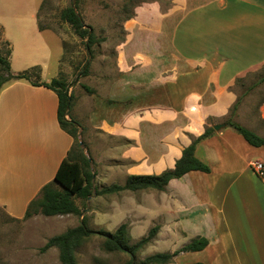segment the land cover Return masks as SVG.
Listing matches in <instances>:
<instances>
[{
  "label": "crops",
  "instance_id": "0c3cea01",
  "mask_svg": "<svg viewBox=\"0 0 264 264\" xmlns=\"http://www.w3.org/2000/svg\"><path fill=\"white\" fill-rule=\"evenodd\" d=\"M167 1L164 8L160 0L134 6L112 59H98L94 70L68 87L72 96L80 89L71 117L86 136L97 133L109 141L98 148L113 150L99 157L105 163L97 178L107 185L173 168L194 137L225 123L234 104L233 120L264 137V0ZM33 10L24 20L34 38L17 47L15 62V37L6 30L23 17L0 20V28L12 45L11 72L40 66V80L48 82L58 77L61 58L48 49L47 29L38 27L39 8ZM57 109L53 90L26 79L0 89V208L9 217L24 216L72 147ZM195 156L209 172L189 171L162 190H125L138 198L125 193L121 201L138 217L147 214L144 205L151 201L156 241L175 235L208 241L202 250L180 252L172 260L192 252L194 262L264 264V179L251 168L254 161L264 163V145L249 144L225 123L196 145Z\"/></svg>",
  "mask_w": 264,
  "mask_h": 264
},
{
  "label": "rangeland",
  "instance_id": "374dc122",
  "mask_svg": "<svg viewBox=\"0 0 264 264\" xmlns=\"http://www.w3.org/2000/svg\"><path fill=\"white\" fill-rule=\"evenodd\" d=\"M144 1L149 0H77L76 10L81 15L84 24L92 27L95 36L91 51H88L84 44L85 39L82 40L77 36L71 25L59 17L62 9L75 5L74 0H0V20H3L4 23L9 18L12 21L14 19L12 15L23 17L22 20L16 22V26L11 24V30L9 28L6 30L7 35L15 37L17 44L12 50V62H15L17 50L21 49V46L26 47L34 38L32 29L26 27L24 16L30 10L32 12V9L37 12V8H39L38 22L44 26L43 29H47L45 37L48 49L52 51V55H55L54 52L56 51L59 52V58H61L58 77L65 81L68 87L76 85L80 82L81 72L86 62H88V71L91 67L93 70L95 69L100 58L112 59L114 46L123 37V20L131 14L134 6ZM160 2L163 8L168 4L167 0H160ZM57 34L63 43L55 37ZM8 43L10 44L9 41ZM10 47L12 48L11 44ZM63 47L64 54H62ZM7 49L8 45L0 28V54L5 56ZM34 67L40 68V66H32L25 70ZM263 72L264 68L260 75ZM39 74L41 77L40 72ZM86 82L90 83L89 80ZM79 93L80 89L75 87L73 96L76 97ZM261 96L264 98V94ZM69 115L71 116V108ZM247 115V119L250 120L251 114ZM243 125L249 128V126ZM77 140L81 142L83 154L90 159V169L95 172L94 183L97 189L100 190L102 187L109 186L104 183L108 180L102 177L97 178L98 172L101 170L99 165L105 163L100 161L99 157H106V155L113 153L111 147L103 146L100 149L98 145L99 142L108 143L109 141L97 133L86 136L80 129ZM73 148L76 153L81 152L77 151L75 145ZM124 191L93 193L87 199L75 198V203L82 212L81 215L45 216L38 211L27 218L15 219L6 215L4 210L0 208V264H61L57 248L51 247L44 252L40 248L51 236L79 225L82 218L85 219L88 228L95 231L99 229L114 231L121 223H126L131 236V243L138 241L148 233L151 227L157 225L156 221L152 220L153 213L151 211H154V208L150 203L151 201L148 200L149 203L144 205L147 214L138 217L137 211L129 207V203L121 200L125 193L135 199L138 198L139 193ZM116 199L121 202L114 205ZM189 241L187 238L177 235L173 238L168 236L156 241L155 235L149 244L136 253L135 260L136 262L140 261L156 252L174 250ZM194 254L192 252L185 253L167 264L192 263L195 261L194 259H197V255ZM75 257L76 264H127L130 259V256L124 252L104 250L103 238L97 234H92L82 241L75 249Z\"/></svg>",
  "mask_w": 264,
  "mask_h": 264
},
{
  "label": "trees",
  "instance_id": "16d2710c",
  "mask_svg": "<svg viewBox=\"0 0 264 264\" xmlns=\"http://www.w3.org/2000/svg\"><path fill=\"white\" fill-rule=\"evenodd\" d=\"M75 5L65 7L60 11L59 17L62 21L68 23L73 28L74 33L84 40V44L88 51L95 42V36L92 27L85 25L81 15L76 10ZM39 25L40 29L44 26ZM8 49L5 56L0 54V89L10 80L26 79L33 85H42L53 90L58 97V122L60 127L70 134L73 138V144L66 156L61 160L54 178L43 185L34 199H32L22 218H27L34 213L40 211L45 216L78 214L82 212L75 203V198L87 199L91 194L113 193L123 190L136 191L141 189H157L162 190L172 178H179L185 173L192 170L209 172V167L195 156L196 145L203 139L211 136L214 129L211 126L205 128L204 132L194 137L191 143L182 150L181 156L175 161L174 167L166 169L160 174L151 175H129L124 184H111L109 186L97 189L94 183L95 172L90 169V161L82 150L77 135L81 126L78 121L69 115L72 94L68 93V86L59 77L52 78L50 81L40 80V68L34 67L13 74L10 70L9 55L10 44L6 41ZM88 62L84 64L82 74H86ZM264 78V72L262 74ZM88 92H92L89 87L84 86ZM236 104L230 110L229 117L224 121L226 125L231 126L235 131L243 136V138L253 146L264 145V137L254 133L249 128L232 119ZM77 147L79 154L75 152L73 146ZM158 226L155 225L148 230V233L141 237L138 241L131 243V236L126 223H121L114 231L99 229L97 231L88 228L84 218L79 225L69 228L66 231L53 235L40 248L42 252L51 247L58 249V258L61 264H76L75 249L82 241L92 235L97 234L103 238V248L106 251H120L128 254L130 259L127 264H167L172 258L180 252L199 251L208 243L204 237L192 239L188 243L182 245L173 252H156L150 254L140 261L135 260L136 253L144 246L149 244L155 237ZM187 264H206L203 262H193Z\"/></svg>",
  "mask_w": 264,
  "mask_h": 264
},
{
  "label": "built area",
  "instance_id": "2783aa9c",
  "mask_svg": "<svg viewBox=\"0 0 264 264\" xmlns=\"http://www.w3.org/2000/svg\"><path fill=\"white\" fill-rule=\"evenodd\" d=\"M251 168L258 177L264 179V163L263 162L254 161L251 163Z\"/></svg>",
  "mask_w": 264,
  "mask_h": 264
},
{
  "label": "water",
  "instance_id": "95a60500",
  "mask_svg": "<svg viewBox=\"0 0 264 264\" xmlns=\"http://www.w3.org/2000/svg\"><path fill=\"white\" fill-rule=\"evenodd\" d=\"M225 126V123H217V124H214L212 127H213V129H215V130H219L220 128H222V127H224ZM81 143V142H80ZM89 161H90V159H89Z\"/></svg>",
  "mask_w": 264,
  "mask_h": 264
}]
</instances>
